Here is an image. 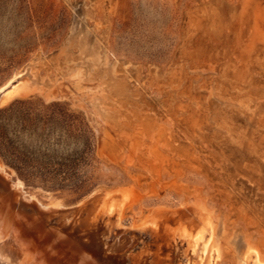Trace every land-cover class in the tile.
Returning <instances> with one entry per match:
<instances>
[{
	"label": "rangeland",
	"instance_id": "374dc122",
	"mask_svg": "<svg viewBox=\"0 0 264 264\" xmlns=\"http://www.w3.org/2000/svg\"><path fill=\"white\" fill-rule=\"evenodd\" d=\"M13 78L0 135L43 152L18 119L58 138L53 120L82 117L99 185H26L0 158L32 197L0 174V264H264V0H0Z\"/></svg>",
	"mask_w": 264,
	"mask_h": 264
},
{
	"label": "trees",
	"instance_id": "16d2710c",
	"mask_svg": "<svg viewBox=\"0 0 264 264\" xmlns=\"http://www.w3.org/2000/svg\"><path fill=\"white\" fill-rule=\"evenodd\" d=\"M69 120L70 125L67 126L61 124V119L52 121L62 134L53 138L46 132L44 120L18 119L25 131H31L29 140L44 151H29L19 145L21 138L17 137L16 142H11L1 134L0 158L26 185L69 190L79 196L87 194L99 185L93 171L96 161L92 135L82 117L71 114Z\"/></svg>",
	"mask_w": 264,
	"mask_h": 264
},
{
	"label": "bare ground",
	"instance_id": "6f19581e",
	"mask_svg": "<svg viewBox=\"0 0 264 264\" xmlns=\"http://www.w3.org/2000/svg\"><path fill=\"white\" fill-rule=\"evenodd\" d=\"M13 82H14V78L8 81L3 87L0 88V103L5 102L10 97V95L14 92L16 85H14ZM0 174L5 179L11 181L12 189L19 194L20 198H22L23 200H27V201L32 199V197L27 195V193L24 191L22 182L19 179H12L8 171L5 170L4 167H2L1 165H0ZM41 207L44 210L48 209L47 206L41 205ZM102 209H106L109 212H112L113 210H115L118 213V215H120L123 209V205L121 204V205L114 207L112 204H107L103 206ZM211 231H212V226L209 224L207 220H204L200 229L196 231L194 235L189 238L190 243L195 247L202 245V249L205 250L207 248L208 240H205L204 236L210 235ZM5 233L6 232H3L0 230V242L5 237ZM181 233L183 236L187 237V235L185 234V231H182ZM5 260L7 261L8 264H14L11 261H9L7 257H5ZM16 264H43V262H41V260L40 261L37 260V258L30 255V253L23 251L22 258L18 262H16Z\"/></svg>",
	"mask_w": 264,
	"mask_h": 264
},
{
	"label": "water",
	"instance_id": "95a60500",
	"mask_svg": "<svg viewBox=\"0 0 264 264\" xmlns=\"http://www.w3.org/2000/svg\"><path fill=\"white\" fill-rule=\"evenodd\" d=\"M11 188V184H10ZM12 189V188H11ZM106 196V192L103 191H92L81 201H79L72 209L67 211L65 215L72 216L78 213H83L89 210L94 204H96L100 199Z\"/></svg>",
	"mask_w": 264,
	"mask_h": 264
}]
</instances>
